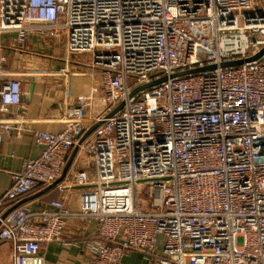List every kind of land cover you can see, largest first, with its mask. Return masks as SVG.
Returning a JSON list of instances; mask_svg holds the SVG:
<instances>
[{
	"label": "built area",
	"instance_id": "2783aa9c",
	"mask_svg": "<svg viewBox=\"0 0 264 264\" xmlns=\"http://www.w3.org/2000/svg\"><path fill=\"white\" fill-rule=\"evenodd\" d=\"M9 31L18 44L31 32L64 37V52L84 54L98 69L105 108L83 140L93 92L66 108L61 130H33L39 155L24 158L0 194L9 264H44L42 244L62 241L73 214L97 221L85 242L92 264H123L130 253L143 264H264V52L246 60L264 46V3L0 0V33ZM2 49L0 142L21 129L7 114L22 95L20 73L1 65ZM232 60L243 61L220 66ZM207 64L216 67L173 75ZM75 147L93 168H78L59 185L86 186L76 213L56 198L52 209L17 206L2 217L57 180ZM146 184L149 196L138 206L137 189Z\"/></svg>",
	"mask_w": 264,
	"mask_h": 264
},
{
	"label": "crops",
	"instance_id": "0c3cea01",
	"mask_svg": "<svg viewBox=\"0 0 264 264\" xmlns=\"http://www.w3.org/2000/svg\"><path fill=\"white\" fill-rule=\"evenodd\" d=\"M16 35L15 31L0 33L4 56L1 65L5 69L18 71L22 83L20 103L11 107V115L7 114V117L19 122L21 129L4 132L0 142V194L12 184L13 175L20 169L22 160L39 155L40 146L33 139V130H61L65 126L61 119L63 112L76 104L78 95L93 92L91 105L85 109L87 117L92 119L90 126L105 114L98 91L99 72L88 64L86 55L64 52V37L46 38L31 32L25 42L18 44ZM78 168L90 174L93 172L91 161L77 148L65 174L56 183L37 186L21 198L24 201L19 206L29 210L52 209L50 201L62 198L66 206L76 213L80 192L86 186L73 185L60 189L59 185L66 183ZM96 231L97 221L94 217L69 216L65 223L64 239L42 244L39 253L44 264H92L85 242ZM12 258V243L0 242V264H9ZM121 261L123 264H143L138 253L124 255Z\"/></svg>",
	"mask_w": 264,
	"mask_h": 264
},
{
	"label": "water",
	"instance_id": "95a60500",
	"mask_svg": "<svg viewBox=\"0 0 264 264\" xmlns=\"http://www.w3.org/2000/svg\"><path fill=\"white\" fill-rule=\"evenodd\" d=\"M263 52H264V46H263V47L261 48V50H260L259 52H257L255 55L247 57L246 60L256 59V58L259 57ZM242 61H243V60L222 61V62L220 63V66L238 65V64L242 63ZM215 67H216L215 64H207V65H204V66H202V67H196V68H192V69H188V70H184V71H179V72H176V73L173 74V75H183V74H186V73L201 72V71H205V70L213 69V68H215ZM164 79H165V77L160 78V79H157V80H153V81H151V82H149V83L143 84L142 86H140V88H146V87L151 86V85H153V84L159 83L160 81H162V80H164ZM134 91H135V90H134ZM134 91H133V92H134ZM133 92H132V93H133ZM122 105H123V101L120 102V104L116 107V109H115L114 111L120 109V108L122 107ZM114 111H113V112H114ZM113 112H111V113L108 114V115H111ZM98 124H100V122H96L95 124L91 125V126L86 130V132H85L84 135L82 136L81 140H83L87 135H89V134L94 130V128H95ZM76 151H77V147H75V148L72 150L71 156H70L68 162H66V164H65V166H64V168H63V172H62V175H61V176H63V175L65 174V172H66V170H67V167H68L70 161L72 160V157H73V155L75 154ZM61 176H60L57 180H55L53 183H56V182L61 178ZM53 183H52V184H53ZM23 201H24V199H22V200L20 199V200L14 202L13 204H11V205H10V206H9V207H8L3 213H2V217H4L9 211H11L12 209H14L15 207L19 206Z\"/></svg>",
	"mask_w": 264,
	"mask_h": 264
},
{
	"label": "rangeland",
	"instance_id": "374dc122",
	"mask_svg": "<svg viewBox=\"0 0 264 264\" xmlns=\"http://www.w3.org/2000/svg\"><path fill=\"white\" fill-rule=\"evenodd\" d=\"M260 2L262 4V3H264V0H260ZM130 83H132V81H130ZM145 187H146V189L144 191H141V189L139 190V188L137 189L138 206H142L146 201V197L149 196L148 185L146 184Z\"/></svg>",
	"mask_w": 264,
	"mask_h": 264
}]
</instances>
